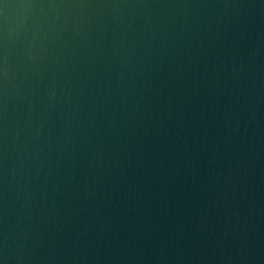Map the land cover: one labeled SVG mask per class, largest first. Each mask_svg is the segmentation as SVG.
<instances>
[{
  "label": "water",
  "instance_id": "water-1",
  "mask_svg": "<svg viewBox=\"0 0 264 264\" xmlns=\"http://www.w3.org/2000/svg\"><path fill=\"white\" fill-rule=\"evenodd\" d=\"M0 264H264V0H0Z\"/></svg>",
  "mask_w": 264,
  "mask_h": 264
}]
</instances>
